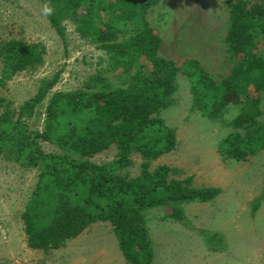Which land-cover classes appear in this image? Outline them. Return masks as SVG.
I'll return each mask as SVG.
<instances>
[{
    "label": "trees",
    "instance_id": "1",
    "mask_svg": "<svg viewBox=\"0 0 264 264\" xmlns=\"http://www.w3.org/2000/svg\"><path fill=\"white\" fill-rule=\"evenodd\" d=\"M46 16L65 37L64 22L105 51L107 72L126 74L120 86L102 74L86 88L57 91L46 106L44 128L29 121L58 81L44 79L36 94L17 112L0 114V155L26 169H38L35 189L22 213L27 244L48 252L67 245L98 221L109 222L119 249L130 264L155 259L149 211L160 209L164 219L183 221L185 206L212 202L218 186H195L193 176L179 178L180 169L152 164L177 147L176 128L167 124L164 110L176 102L178 79L184 75L192 94V111L211 121H226L233 129L219 142L226 158L247 161L264 149V56L257 39L264 35V0H227L229 26L225 37L231 70L218 82L197 59L182 66L159 53L162 38L148 20L151 7L162 0H47ZM45 46L21 39L0 45V82L16 73L42 66ZM4 102L0 94V105ZM42 141L57 146L45 152ZM115 145L114 159L93 157ZM139 153L141 172L132 176V155ZM260 199L253 203L255 212ZM216 239L221 243L222 235ZM218 236V237H219Z\"/></svg>",
    "mask_w": 264,
    "mask_h": 264
},
{
    "label": "rangeland",
    "instance_id": "2",
    "mask_svg": "<svg viewBox=\"0 0 264 264\" xmlns=\"http://www.w3.org/2000/svg\"><path fill=\"white\" fill-rule=\"evenodd\" d=\"M47 0H0V45L9 39L39 43L46 48L42 66L16 73L0 82L4 99L0 114L11 113L30 100L44 79L58 81L29 121L33 129L43 130L46 106L57 91L86 88L90 78L102 74L110 84L123 85L128 78L107 72L105 51L76 31L66 20L65 37L51 26ZM148 20L161 38L159 53L178 66L197 59L218 81L231 70L225 37L229 26L227 0H162L150 8ZM264 56V35L257 39ZM3 61L0 57V79ZM177 102L163 111L167 124L176 128L177 147L155 160L158 165L180 169L179 178L193 176L195 186H218L221 194L212 202H193L185 206V219H164L163 211H149V227L155 259L152 264H264V149L247 161L226 158L219 142L233 129L226 121L237 114L232 107L222 120L211 121L192 111V94L186 77L180 74ZM264 109V92L262 93ZM45 152L56 145L42 141ZM115 145L97 153L98 163L115 158ZM132 176L141 172L143 158L132 155ZM38 169H26L7 155H0V264H130L119 249L109 222L98 221L60 249L45 252L27 244L22 213L35 189ZM260 199L253 211V203ZM222 235L221 243L216 242ZM219 236V237H218Z\"/></svg>",
    "mask_w": 264,
    "mask_h": 264
},
{
    "label": "clouds",
    "instance_id": "3",
    "mask_svg": "<svg viewBox=\"0 0 264 264\" xmlns=\"http://www.w3.org/2000/svg\"><path fill=\"white\" fill-rule=\"evenodd\" d=\"M45 11L47 12V9Z\"/></svg>",
    "mask_w": 264,
    "mask_h": 264
}]
</instances>
